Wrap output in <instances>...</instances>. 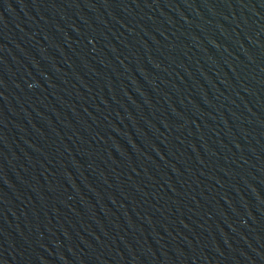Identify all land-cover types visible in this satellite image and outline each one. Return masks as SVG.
Masks as SVG:
<instances>
[{"label": "water", "instance_id": "95a60500", "mask_svg": "<svg viewBox=\"0 0 264 264\" xmlns=\"http://www.w3.org/2000/svg\"><path fill=\"white\" fill-rule=\"evenodd\" d=\"M0 264H264V0H0Z\"/></svg>", "mask_w": 264, "mask_h": 264}]
</instances>
